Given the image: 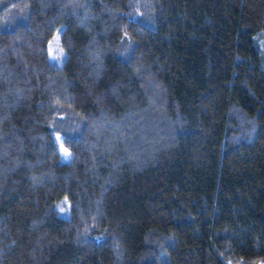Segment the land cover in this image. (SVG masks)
Listing matches in <instances>:
<instances>
[{
  "label": "trees",
  "instance_id": "1",
  "mask_svg": "<svg viewBox=\"0 0 264 264\" xmlns=\"http://www.w3.org/2000/svg\"><path fill=\"white\" fill-rule=\"evenodd\" d=\"M129 4L0 0V264H259L264 0Z\"/></svg>",
  "mask_w": 264,
  "mask_h": 264
},
{
  "label": "rangeland",
  "instance_id": "2",
  "mask_svg": "<svg viewBox=\"0 0 264 264\" xmlns=\"http://www.w3.org/2000/svg\"><path fill=\"white\" fill-rule=\"evenodd\" d=\"M130 8L132 10V17L136 20L143 22L151 27L156 26V0H130ZM2 28L7 29L9 27L2 26ZM60 31H58L52 41L50 42V56L54 63L62 64L66 57V52L61 45ZM260 43H256L257 47L263 51L264 45L262 40ZM133 50V39L127 36L119 49V54L124 57H129ZM66 150V151H65ZM61 151V161L69 162L72 159L71 152L64 146L60 145Z\"/></svg>",
  "mask_w": 264,
  "mask_h": 264
},
{
  "label": "built area",
  "instance_id": "3",
  "mask_svg": "<svg viewBox=\"0 0 264 264\" xmlns=\"http://www.w3.org/2000/svg\"><path fill=\"white\" fill-rule=\"evenodd\" d=\"M259 264H264V261H260Z\"/></svg>",
  "mask_w": 264,
  "mask_h": 264
},
{
  "label": "snow or ice",
  "instance_id": "4",
  "mask_svg": "<svg viewBox=\"0 0 264 264\" xmlns=\"http://www.w3.org/2000/svg\"><path fill=\"white\" fill-rule=\"evenodd\" d=\"M66 151V150H65Z\"/></svg>",
  "mask_w": 264,
  "mask_h": 264
}]
</instances>
